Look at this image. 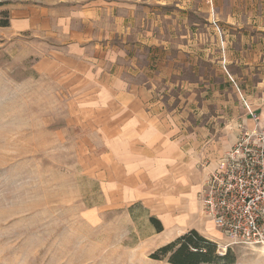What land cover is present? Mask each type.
Returning a JSON list of instances; mask_svg holds the SVG:
<instances>
[{
	"label": "rangeland",
	"instance_id": "1",
	"mask_svg": "<svg viewBox=\"0 0 264 264\" xmlns=\"http://www.w3.org/2000/svg\"><path fill=\"white\" fill-rule=\"evenodd\" d=\"M180 1L0 0V264H171L151 258L176 238L158 232L144 206L105 203L102 139L79 113L81 80L66 63L76 48L70 31H108L118 44L115 18L133 12L134 30L147 35L143 50L133 44L134 58L153 79L152 56L173 64L172 84L155 86L164 99L196 101L203 113L197 119L191 112V123L223 134V142L233 129L235 139L264 130L254 107L259 100L264 106L261 69L243 64L255 54L264 59V37L226 38L219 21L209 20L218 12L214 2L187 0L186 8L183 0L180 8ZM29 7L42 9L34 13L40 23L16 27ZM220 9L226 14L231 5L220 0ZM215 243L233 264H264V246Z\"/></svg>",
	"mask_w": 264,
	"mask_h": 264
},
{
	"label": "crops",
	"instance_id": "2",
	"mask_svg": "<svg viewBox=\"0 0 264 264\" xmlns=\"http://www.w3.org/2000/svg\"><path fill=\"white\" fill-rule=\"evenodd\" d=\"M155 1L146 0V3ZM162 1L163 6L172 3V0ZM227 1L231 9L222 14L220 0H211L218 12L209 15L210 22L219 21L224 37H235L236 33L242 38L264 37V0L259 3L258 0L256 3L253 0ZM240 3L241 10L236 8ZM185 4L187 8V0ZM179 5L182 8L184 1ZM255 6L258 9L253 8ZM29 8L31 12L27 11L26 16L15 21L16 27L25 29L40 23L34 13L42 9ZM90 16L94 18L96 14ZM135 17L132 12L115 18L118 44H112L108 31L99 34L92 30L70 31L71 42L77 49H72L74 59L67 57L66 63L81 80L76 99L79 113L87 116V122L102 139L100 180L105 203L120 208L144 206L150 217L161 222V233L170 234L173 239L196 230L209 240L226 242L224 235L203 213L199 193L211 173L221 167L236 131L233 129L228 141L223 142V134L210 132L197 122L191 123L188 118L191 112L195 118L203 113L196 101L185 98L179 106L173 105L170 96L164 99L156 91L160 80L166 82L164 86L172 84L175 70L166 58L152 56L158 75L153 79L149 76L150 68L134 58L133 44L136 50H143L147 44L144 40L147 35L134 30ZM145 57L149 59V55ZM263 62L256 54L243 62L251 68L254 64L260 66L263 78L260 84L264 82ZM140 75L142 79L138 78ZM179 84L188 85L186 81ZM262 106L260 100L254 105L261 112L264 124ZM247 109L250 115L254 114L255 109L248 104Z\"/></svg>",
	"mask_w": 264,
	"mask_h": 264
},
{
	"label": "built area",
	"instance_id": "3",
	"mask_svg": "<svg viewBox=\"0 0 264 264\" xmlns=\"http://www.w3.org/2000/svg\"><path fill=\"white\" fill-rule=\"evenodd\" d=\"M258 130L238 136L199 193L203 213L227 247L264 246V130L256 136Z\"/></svg>",
	"mask_w": 264,
	"mask_h": 264
},
{
	"label": "trees",
	"instance_id": "4",
	"mask_svg": "<svg viewBox=\"0 0 264 264\" xmlns=\"http://www.w3.org/2000/svg\"><path fill=\"white\" fill-rule=\"evenodd\" d=\"M8 25L4 23L3 26ZM151 222L157 226V231H163L161 222L155 217H150ZM155 260L168 259L171 264H233L231 252L220 254L217 243L202 236L196 230H190L175 240L158 248L151 254Z\"/></svg>",
	"mask_w": 264,
	"mask_h": 264
}]
</instances>
